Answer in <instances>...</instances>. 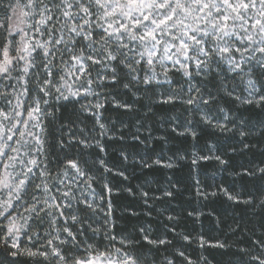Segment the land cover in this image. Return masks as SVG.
<instances>
[{
    "label": "snow or ice",
    "instance_id": "snow-or-ice-1",
    "mask_svg": "<svg viewBox=\"0 0 264 264\" xmlns=\"http://www.w3.org/2000/svg\"><path fill=\"white\" fill-rule=\"evenodd\" d=\"M215 203L260 216V234ZM182 216H215L223 239L177 231ZM0 248L26 264H210L209 249L264 264V0H0Z\"/></svg>",
    "mask_w": 264,
    "mask_h": 264
},
{
    "label": "trees",
    "instance_id": "trees-1",
    "mask_svg": "<svg viewBox=\"0 0 264 264\" xmlns=\"http://www.w3.org/2000/svg\"><path fill=\"white\" fill-rule=\"evenodd\" d=\"M257 153V158H259V147L255 150ZM207 173L210 175L215 169L209 165L206 169ZM186 176V173L181 174L177 173L176 178H181V176ZM203 179V177H202ZM219 180L220 177H217ZM135 183V181H133ZM131 198L127 196V193H123L119 196H114L113 200L116 204V212L115 216L119 217L122 215V209L124 206H126ZM202 203H208V202H202ZM210 208H214L216 215L226 219L227 224H232L233 219L237 221H241V217H243L242 220V227L247 229H255L256 234H260V224H261V218L258 215H253L251 212H244L242 207H235V206H229L221 203H215L210 204ZM179 211V209H178ZM204 211L207 213L209 211V208H205ZM134 222V221H133ZM128 221L125 220H118V227L117 232H119L120 228L124 227ZM187 226L188 229L193 230L195 233L203 232L207 237H216L220 235L216 223H215V216L213 217H201L198 222L195 224L192 223L190 219H186L183 216L181 217L180 226L177 228V231H180L182 228ZM250 232H240L238 231L234 237H230V242H234L236 240H247L248 235H250ZM171 239L172 237L169 236ZM220 238L223 239V236L220 235ZM96 239L98 241L101 240L100 236H97ZM176 243H183L180 241H176ZM101 244L103 245V241H101ZM244 246V245H240ZM187 253L191 256L193 260H196L197 257L200 255V252L202 250H199L196 248V245H191L185 249ZM12 250L8 249H2L0 248V264H26L28 261V258L25 256H12L10 254ZM227 250H220V249H209L207 251H203V255L208 258L210 261V264H230L233 257L231 255V252H234L235 249H232L230 252H227V254H224Z\"/></svg>",
    "mask_w": 264,
    "mask_h": 264
},
{
    "label": "rangeland",
    "instance_id": "rangeland-1",
    "mask_svg": "<svg viewBox=\"0 0 264 264\" xmlns=\"http://www.w3.org/2000/svg\"><path fill=\"white\" fill-rule=\"evenodd\" d=\"M21 243H22V246H24V247H30L31 246L30 243L24 237H21Z\"/></svg>",
    "mask_w": 264,
    "mask_h": 264
}]
</instances>
